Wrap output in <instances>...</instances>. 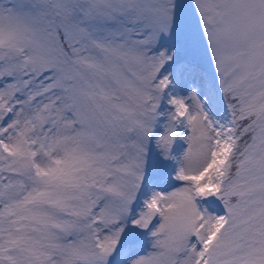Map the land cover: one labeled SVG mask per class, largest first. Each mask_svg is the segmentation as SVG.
Here are the masks:
<instances>
[{"label": "snow or ice", "instance_id": "obj_1", "mask_svg": "<svg viewBox=\"0 0 264 264\" xmlns=\"http://www.w3.org/2000/svg\"><path fill=\"white\" fill-rule=\"evenodd\" d=\"M0 264H264V0H0Z\"/></svg>", "mask_w": 264, "mask_h": 264}]
</instances>
